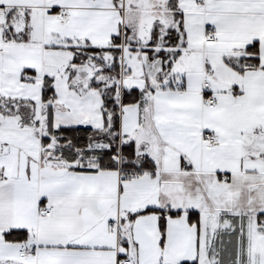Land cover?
I'll return each instance as SVG.
<instances>
[{"label": "snow or ice", "instance_id": "6c2138e0", "mask_svg": "<svg viewBox=\"0 0 264 264\" xmlns=\"http://www.w3.org/2000/svg\"><path fill=\"white\" fill-rule=\"evenodd\" d=\"M0 264H264V0H0Z\"/></svg>", "mask_w": 264, "mask_h": 264}]
</instances>
